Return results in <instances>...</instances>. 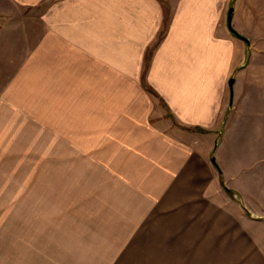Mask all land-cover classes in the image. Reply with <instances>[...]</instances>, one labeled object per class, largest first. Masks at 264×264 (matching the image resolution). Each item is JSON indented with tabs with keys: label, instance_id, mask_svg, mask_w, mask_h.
Returning a JSON list of instances; mask_svg holds the SVG:
<instances>
[{
	"label": "crops",
	"instance_id": "1",
	"mask_svg": "<svg viewBox=\"0 0 264 264\" xmlns=\"http://www.w3.org/2000/svg\"><path fill=\"white\" fill-rule=\"evenodd\" d=\"M9 1L41 8L42 25L29 52L40 55L39 68L29 57L9 86L40 69L42 108L56 107V126L47 130L62 136L57 143L69 141L64 120H71L72 181L95 192L109 215L113 198L120 213L124 207V230L138 224L132 246L146 237L153 255L160 247L179 258L172 262L264 264V212L241 185L256 177L246 173L247 159L233 160V171L219 159L230 135L264 134V82L251 75L246 40L225 25L217 2L169 0L165 30L161 0ZM151 46L145 84L154 96L142 85Z\"/></svg>",
	"mask_w": 264,
	"mask_h": 264
},
{
	"label": "rangeland",
	"instance_id": "2",
	"mask_svg": "<svg viewBox=\"0 0 264 264\" xmlns=\"http://www.w3.org/2000/svg\"><path fill=\"white\" fill-rule=\"evenodd\" d=\"M161 1L165 4L166 30L174 5L169 0ZM213 1L217 2L218 15L224 16L225 25L228 12L233 9L230 28L237 34L240 31L239 36L246 40V60L256 64L251 75L264 82V0ZM25 10L9 0H0V264H193L172 262L170 259L179 258L168 257L160 247L153 255L149 243L143 242L146 237L141 238L139 247L132 246L138 224L132 227L134 232L132 228L124 230V207L120 213L121 207L113 198L109 215L110 207L99 203L95 192L90 193L72 181L73 136L71 127H67L71 120H64L69 141L66 139L64 145L60 139L57 143L62 136L47 130L56 126V107L44 104L42 108L46 90L39 79L40 69L34 70L38 73L33 79L24 76L17 86H9L26 59L30 57L34 65L40 63V55L29 52L42 30L41 8ZM250 14L258 16L257 22L248 20ZM154 46L147 50L142 73V85L152 96V89L145 84V72ZM251 49L259 53L252 54ZM83 93H87V88L81 87ZM246 93L247 89L242 94ZM158 104L164 106L162 102ZM68 108L71 105L60 106L61 110ZM228 143L219 159H224L230 171L236 169L233 160H248L246 173L255 176L256 181L241 185L251 192L254 207L264 212V134L230 135ZM58 146L64 147V151ZM216 152L215 145L211 156L216 158ZM252 163L255 165L250 166ZM215 172L226 192L218 165ZM226 194L233 198V192ZM234 201L240 203L239 198Z\"/></svg>",
	"mask_w": 264,
	"mask_h": 264
},
{
	"label": "water",
	"instance_id": "3",
	"mask_svg": "<svg viewBox=\"0 0 264 264\" xmlns=\"http://www.w3.org/2000/svg\"><path fill=\"white\" fill-rule=\"evenodd\" d=\"M232 14H233V9L231 8L229 10V12H228V15H227V22H228L229 28H230V24H231V21H232ZM232 83H233V80L230 81V85H232ZM213 162L215 163V160L214 159H213Z\"/></svg>",
	"mask_w": 264,
	"mask_h": 264
},
{
	"label": "trees",
	"instance_id": "4",
	"mask_svg": "<svg viewBox=\"0 0 264 264\" xmlns=\"http://www.w3.org/2000/svg\"><path fill=\"white\" fill-rule=\"evenodd\" d=\"M231 30V29H230ZM231 32L234 34V35H236V36H239V34H237L235 31H233V30H231ZM240 37V36H239ZM216 165V164H215ZM218 169V168H217ZM219 170V169H218ZM226 190V192L227 193H229L230 191L229 190H227V189H225Z\"/></svg>",
	"mask_w": 264,
	"mask_h": 264
}]
</instances>
